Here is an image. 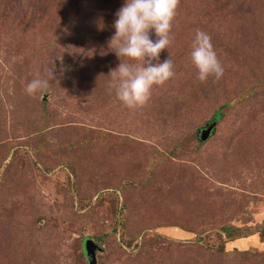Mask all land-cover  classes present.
Wrapping results in <instances>:
<instances>
[{
  "label": "rangeland",
  "instance_id": "rangeland-1",
  "mask_svg": "<svg viewBox=\"0 0 264 264\" xmlns=\"http://www.w3.org/2000/svg\"><path fill=\"white\" fill-rule=\"evenodd\" d=\"M122 3L0 0V264H89L88 240L97 264H264V0H178L174 76L132 109L107 76Z\"/></svg>",
  "mask_w": 264,
  "mask_h": 264
},
{
  "label": "clouds",
  "instance_id": "clouds-1",
  "mask_svg": "<svg viewBox=\"0 0 264 264\" xmlns=\"http://www.w3.org/2000/svg\"><path fill=\"white\" fill-rule=\"evenodd\" d=\"M178 0H123L114 14V33L106 42L107 50L115 54L119 63L110 68V90L126 107L145 105L154 85L159 86L174 76L172 59L161 52L172 43L171 27ZM97 30L105 27L103 17L95 20ZM155 37V38H153ZM126 58L122 61L121 58ZM191 63L197 79L205 82L210 77L220 79L224 68L213 47L211 36L199 29L195 32ZM50 76L52 72L50 70ZM49 80L37 77L28 81V95L47 89Z\"/></svg>",
  "mask_w": 264,
  "mask_h": 264
},
{
  "label": "water",
  "instance_id": "water-1",
  "mask_svg": "<svg viewBox=\"0 0 264 264\" xmlns=\"http://www.w3.org/2000/svg\"><path fill=\"white\" fill-rule=\"evenodd\" d=\"M217 122L214 120L208 123L205 127L200 130L199 138L201 141H207L212 134L215 132ZM85 255L89 264H97L96 263V251L98 250V246L91 240H88L85 243Z\"/></svg>",
  "mask_w": 264,
  "mask_h": 264
},
{
  "label": "trees",
  "instance_id": "trees-1",
  "mask_svg": "<svg viewBox=\"0 0 264 264\" xmlns=\"http://www.w3.org/2000/svg\"><path fill=\"white\" fill-rule=\"evenodd\" d=\"M222 116H223V115H222L221 111L219 110V111H217L214 120H215L216 122H218V121L221 120ZM222 230H223V232L226 234V236H227L228 238H232L234 232H237L236 229H233V228H231V227H223Z\"/></svg>",
  "mask_w": 264,
  "mask_h": 264
}]
</instances>
